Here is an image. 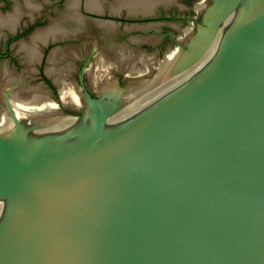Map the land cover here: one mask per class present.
<instances>
[{
  "label": "water",
  "instance_id": "water-1",
  "mask_svg": "<svg viewBox=\"0 0 264 264\" xmlns=\"http://www.w3.org/2000/svg\"><path fill=\"white\" fill-rule=\"evenodd\" d=\"M111 3L139 264H264V0Z\"/></svg>",
  "mask_w": 264,
  "mask_h": 264
},
{
  "label": "flooded vegetation",
  "instance_id": "flooded-vegetation-1",
  "mask_svg": "<svg viewBox=\"0 0 264 264\" xmlns=\"http://www.w3.org/2000/svg\"><path fill=\"white\" fill-rule=\"evenodd\" d=\"M121 22H122L121 25L124 26V25H125L124 23L127 22V21H125L124 19H121ZM116 24H117V23H116ZM117 25H118V24H117ZM121 25H118V26H121ZM122 77H123V76L121 75V79H122ZM121 81H122V80H121ZM122 87H124V84H123V83H122Z\"/></svg>",
  "mask_w": 264,
  "mask_h": 264
}]
</instances>
